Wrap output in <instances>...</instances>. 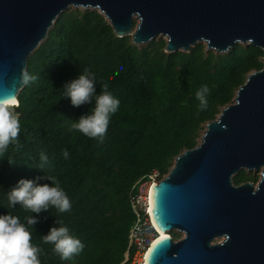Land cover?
Returning <instances> with one entry per match:
<instances>
[{"label":"trees","instance_id":"obj_1","mask_svg":"<svg viewBox=\"0 0 264 264\" xmlns=\"http://www.w3.org/2000/svg\"><path fill=\"white\" fill-rule=\"evenodd\" d=\"M165 48L164 41L137 48L131 38H116L99 13L69 10L28 59L26 74L37 79L17 99L19 146L10 145L0 156V215L10 213L22 223L36 215L9 204L7 193L19 180L48 174L59 181L71 210L50 207L31 229L33 245L43 249L41 264H123L135 223L132 190L153 170L167 177L177 157L199 146L205 127L233 103L247 78L264 69V53L252 47L236 45L222 56L206 52L203 45L188 54H166ZM84 69L95 75L97 95L107 85L120 101L103 138L72 129L95 107V97L92 105L76 108L64 96V85ZM204 86L209 91L201 110L196 93ZM41 153L48 157L44 170L39 168ZM258 181L241 172L233 184ZM56 220L84 244L70 260L43 243L51 227L61 226Z\"/></svg>","mask_w":264,"mask_h":264},{"label":"water","instance_id":"obj_2","mask_svg":"<svg viewBox=\"0 0 264 264\" xmlns=\"http://www.w3.org/2000/svg\"><path fill=\"white\" fill-rule=\"evenodd\" d=\"M71 9L99 13L137 48L164 39L166 54L197 45L218 56L236 45L264 53V0H0V101L18 104L28 59ZM241 172L260 174L258 184L235 187ZM151 201L157 229L184 238L157 241L147 264H264V69L175 159Z\"/></svg>","mask_w":264,"mask_h":264},{"label":"clouds","instance_id":"obj_3","mask_svg":"<svg viewBox=\"0 0 264 264\" xmlns=\"http://www.w3.org/2000/svg\"><path fill=\"white\" fill-rule=\"evenodd\" d=\"M35 79L37 77L27 74L24 76L26 83ZM96 85L95 75L88 69H84L78 78L67 82L63 88L65 98H69L72 106L76 108L86 104L92 105L93 97H95V107L72 124V129L89 138L105 136L110 117L117 112L120 105V101L108 91L107 85H102L98 95ZM208 91L207 86H204L196 93L201 110L207 107L206 93ZM18 106L16 101H0V156L7 152L10 145L19 146L21 114L15 111ZM63 155L66 159L68 158L69 153L66 149ZM40 160L39 168L44 170L48 161L47 155L41 153ZM8 161L9 164H15L14 159H8ZM42 180L51 183H40ZM7 198L12 208L20 205L36 215L25 217L26 223H22L18 216L10 213L0 215V264H41L39 256L43 249L33 245L31 229L40 222L38 219L40 214L48 212L50 207L56 208L61 213L70 211L69 197L60 187L59 181L46 174L37 176L34 180H19L8 191ZM55 223L61 226L51 227L48 234L42 236L43 243L52 244L53 251L62 260H70L83 251L84 244L70 234L68 227L62 226L63 221L56 220ZM165 236L171 237V234L167 233ZM174 242L177 241L174 240Z\"/></svg>","mask_w":264,"mask_h":264},{"label":"built area","instance_id":"obj_4","mask_svg":"<svg viewBox=\"0 0 264 264\" xmlns=\"http://www.w3.org/2000/svg\"><path fill=\"white\" fill-rule=\"evenodd\" d=\"M162 181L160 174L153 170L132 190L131 209L135 223L129 233L126 259L123 264H147L146 257L150 249L159 241L160 234L151 217V195L149 204L148 189Z\"/></svg>","mask_w":264,"mask_h":264},{"label":"bare ground","instance_id":"obj_5","mask_svg":"<svg viewBox=\"0 0 264 264\" xmlns=\"http://www.w3.org/2000/svg\"><path fill=\"white\" fill-rule=\"evenodd\" d=\"M153 190H154V187L152 186V187H150V189H148V195H149V204H150V195H151V199H152V192H153ZM151 203H152V201H151ZM150 212H151V217H152V221H153V223H155L154 222V217H153V213H152V209L150 210ZM156 225V224H155ZM156 228H157V226H156ZM159 240L160 239H164L166 236L162 233V232H160L159 231ZM156 245V243L153 245V247ZM152 247V248H153ZM151 248V249H152ZM151 249H150V251H151ZM149 254H150V252L148 253V255H147V257L149 256ZM147 257H146V261L148 262V260H147Z\"/></svg>","mask_w":264,"mask_h":264},{"label":"rangeland","instance_id":"obj_6","mask_svg":"<svg viewBox=\"0 0 264 264\" xmlns=\"http://www.w3.org/2000/svg\"><path fill=\"white\" fill-rule=\"evenodd\" d=\"M71 10H74V9H71ZM74 11H76V10H74ZM81 11V10H80ZM161 41H164L165 42V40L164 39H157L156 40V42H161ZM151 44V43H150ZM149 44V45H150ZM149 45H146V46H143V47H140L141 49H143V48H146L147 46H149ZM204 46V45H203ZM204 132H205V130L203 131V133H202V137H203V135H204ZM202 137H201V139H202ZM201 139H200V141H199V145H200V142H201ZM175 235H178L180 238H184L182 235H180V234H178V233H174V235H172L173 236V238H174V236ZM175 241H177V240H175ZM178 242V241H177ZM221 241H217V242H215V244H218V243H220ZM125 259H126V255H125V258H124V261H125Z\"/></svg>","mask_w":264,"mask_h":264},{"label":"flooded vegetation","instance_id":"obj_7","mask_svg":"<svg viewBox=\"0 0 264 264\" xmlns=\"http://www.w3.org/2000/svg\"><path fill=\"white\" fill-rule=\"evenodd\" d=\"M254 177H258L259 178V180H260V174H257V175H253ZM259 182V181H258ZM258 184V183H257ZM256 184V185H257ZM172 235H174V234H171V237H172V239H173V236ZM174 240V239H173Z\"/></svg>","mask_w":264,"mask_h":264}]
</instances>
